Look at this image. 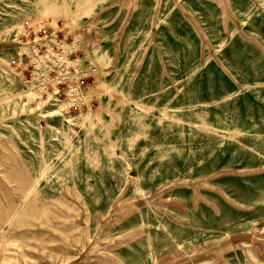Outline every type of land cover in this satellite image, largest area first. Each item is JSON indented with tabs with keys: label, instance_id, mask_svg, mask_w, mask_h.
<instances>
[{
	"label": "rangeland",
	"instance_id": "1",
	"mask_svg": "<svg viewBox=\"0 0 264 264\" xmlns=\"http://www.w3.org/2000/svg\"><path fill=\"white\" fill-rule=\"evenodd\" d=\"M42 1L0 0V264H264V0Z\"/></svg>",
	"mask_w": 264,
	"mask_h": 264
},
{
	"label": "bare ground",
	"instance_id": "2",
	"mask_svg": "<svg viewBox=\"0 0 264 264\" xmlns=\"http://www.w3.org/2000/svg\"><path fill=\"white\" fill-rule=\"evenodd\" d=\"M49 1L45 0V1L41 2L42 3V5H41L42 6V11H41L42 16L47 17L49 19H55L57 17L63 16V18L65 19L67 24H69L70 26H73L76 18L80 14L83 15V14L90 13V11L92 10V7L94 6L96 0H77L75 10H72L70 12L67 11L63 5L57 4V5L53 6L52 3L51 4L49 3ZM73 45H74V43H73ZM60 48L62 49L61 52L66 53V52H68V50L70 48L74 49V46H71L70 43H60ZM92 51H93L92 55L89 56V63L94 64V65H102V63H104L107 60L108 55H109L107 50L94 49ZM52 53L54 56L59 57V59H62V57L64 58V56L61 57V55L56 54V52L54 50ZM39 60L44 61L45 57L43 55L39 56V58L36 61L37 62L36 66H39L41 64L39 62ZM64 62H66V61H64ZM72 62L77 64V60H73V61L71 60V61H68L67 63L72 65ZM70 73L71 72L69 71V69H67L61 75H65V77H69V76H71ZM74 76H76V75H74ZM89 86H90L89 90L87 92H85V94H84L85 98L88 102L91 101V99L94 97V95L107 94V93H109L111 95V97H113V96L117 97L118 102H122L123 98H121V96H118L119 91L116 89V86H117L116 82H114V85H109V84H106L105 82H103L102 80H99L96 85L90 84ZM41 87H44V86L41 85ZM11 94H13V92ZM8 96H10V94L6 95V97H8ZM79 96H80L79 90L77 89V87L75 85H72V88L69 91H67V96H66L67 102L66 101L62 102V100L58 99V106L56 108L60 109L61 107H64V106L66 107L69 105V103L76 104ZM140 107H141L143 112L146 111V109H147V108L143 107L142 105H140ZM104 110H106L108 113H110L112 115V117H113L112 121H115L118 119V114L113 109L107 107ZM87 119L92 126H94V123L95 124H98V123L102 124V122H104L102 114L100 113L99 110L93 111L91 114H89ZM136 119L140 121L141 117L138 116ZM111 127H112L111 123L106 124V133L108 135L111 132ZM60 131H61V134L66 133L63 128H57V127L55 128L56 133H58ZM109 143L107 144L106 147L104 145V149L106 151L107 150L110 151V152H108L109 154L113 153L115 155V146L116 145L115 146L111 145V144L109 145ZM113 143H115V142H113ZM73 151H74V149H73Z\"/></svg>",
	"mask_w": 264,
	"mask_h": 264
}]
</instances>
